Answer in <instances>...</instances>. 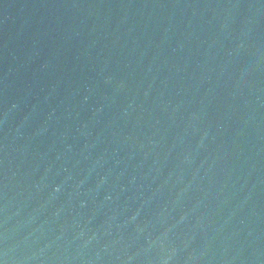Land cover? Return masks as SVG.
Wrapping results in <instances>:
<instances>
[{"label": "water", "instance_id": "95a60500", "mask_svg": "<svg viewBox=\"0 0 264 264\" xmlns=\"http://www.w3.org/2000/svg\"><path fill=\"white\" fill-rule=\"evenodd\" d=\"M0 264H264V0H0Z\"/></svg>", "mask_w": 264, "mask_h": 264}]
</instances>
